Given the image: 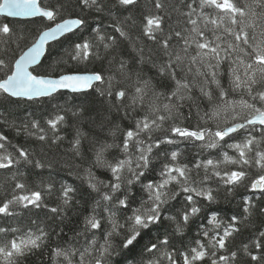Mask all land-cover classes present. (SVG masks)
Returning <instances> with one entry per match:
<instances>
[{
	"label": "snow or ice",
	"instance_id": "snow-or-ice-1",
	"mask_svg": "<svg viewBox=\"0 0 264 264\" xmlns=\"http://www.w3.org/2000/svg\"><path fill=\"white\" fill-rule=\"evenodd\" d=\"M0 17V264H264V0Z\"/></svg>",
	"mask_w": 264,
	"mask_h": 264
},
{
	"label": "trees",
	"instance_id": "trees-1",
	"mask_svg": "<svg viewBox=\"0 0 264 264\" xmlns=\"http://www.w3.org/2000/svg\"><path fill=\"white\" fill-rule=\"evenodd\" d=\"M141 2L143 3V0H141ZM0 19H3V18H0ZM61 49L59 48L58 45H53V48H52V51L55 52V51H60ZM48 61L46 60L45 61V64H47ZM81 67H83V65H81ZM73 95H68V94H62L59 98H58V102L60 103H63L64 100H71ZM22 107H28V110L29 111H33L35 110L37 115H40L41 114V111H47L48 108H47V105H44L43 108H41L40 106H37V105H32V106H28V105H23ZM60 178H66L69 182L72 181L73 178L71 177H67V174L66 173H60L58 176H57V179H60ZM78 183V181H77ZM235 205H233L234 207ZM245 235H247V233H245Z\"/></svg>",
	"mask_w": 264,
	"mask_h": 264
},
{
	"label": "bare ground",
	"instance_id": "bare-ground-1",
	"mask_svg": "<svg viewBox=\"0 0 264 264\" xmlns=\"http://www.w3.org/2000/svg\"><path fill=\"white\" fill-rule=\"evenodd\" d=\"M0 18H3V17H0ZM62 94L75 95V94H73L71 92H62Z\"/></svg>",
	"mask_w": 264,
	"mask_h": 264
},
{
	"label": "water",
	"instance_id": "water-1",
	"mask_svg": "<svg viewBox=\"0 0 264 264\" xmlns=\"http://www.w3.org/2000/svg\"><path fill=\"white\" fill-rule=\"evenodd\" d=\"M62 92H70V91H68V90H62Z\"/></svg>",
	"mask_w": 264,
	"mask_h": 264
}]
</instances>
